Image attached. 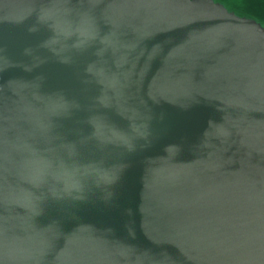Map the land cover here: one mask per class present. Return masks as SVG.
Masks as SVG:
<instances>
[{"label": "water", "instance_id": "95a60500", "mask_svg": "<svg viewBox=\"0 0 264 264\" xmlns=\"http://www.w3.org/2000/svg\"><path fill=\"white\" fill-rule=\"evenodd\" d=\"M263 26L0 0V264H264Z\"/></svg>", "mask_w": 264, "mask_h": 264}, {"label": "rangeland", "instance_id": "374dc122", "mask_svg": "<svg viewBox=\"0 0 264 264\" xmlns=\"http://www.w3.org/2000/svg\"><path fill=\"white\" fill-rule=\"evenodd\" d=\"M238 16L253 19L264 25V0H214ZM264 27V26H263Z\"/></svg>", "mask_w": 264, "mask_h": 264}]
</instances>
